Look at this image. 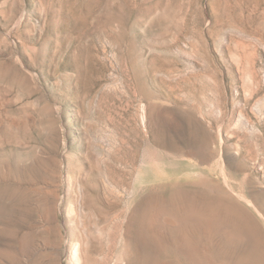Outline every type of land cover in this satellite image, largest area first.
Segmentation results:
<instances>
[{
	"label": "rangeland",
	"instance_id": "rangeland-1",
	"mask_svg": "<svg viewBox=\"0 0 264 264\" xmlns=\"http://www.w3.org/2000/svg\"><path fill=\"white\" fill-rule=\"evenodd\" d=\"M0 264H264V0H0Z\"/></svg>",
	"mask_w": 264,
	"mask_h": 264
},
{
	"label": "bare ground",
	"instance_id": "bare-ground-1",
	"mask_svg": "<svg viewBox=\"0 0 264 264\" xmlns=\"http://www.w3.org/2000/svg\"><path fill=\"white\" fill-rule=\"evenodd\" d=\"M133 213H134V212H133ZM129 220H130V219H129ZM126 230H127V232H128V239H130V238H129V237H130V235H129V234H130V230H131L130 223H129V225H128V227H127V229H126ZM134 230H135V229H134ZM127 232H126V233H127ZM132 233H133V232H132ZM132 236H133V235H132ZM128 239H127V240H128ZM128 244H130V240H128ZM131 244H132V243H131Z\"/></svg>",
	"mask_w": 264,
	"mask_h": 264
}]
</instances>
